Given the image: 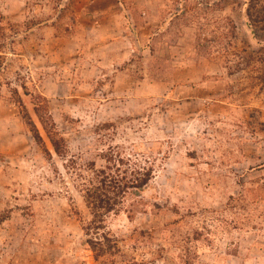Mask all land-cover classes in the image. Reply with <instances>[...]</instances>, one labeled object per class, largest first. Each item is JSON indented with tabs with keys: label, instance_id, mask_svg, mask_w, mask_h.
<instances>
[{
	"label": "rangeland",
	"instance_id": "rangeland-1",
	"mask_svg": "<svg viewBox=\"0 0 264 264\" xmlns=\"http://www.w3.org/2000/svg\"><path fill=\"white\" fill-rule=\"evenodd\" d=\"M110 152L154 165L115 264H264V0H0V264H97Z\"/></svg>",
	"mask_w": 264,
	"mask_h": 264
},
{
	"label": "trees",
	"instance_id": "trees-1",
	"mask_svg": "<svg viewBox=\"0 0 264 264\" xmlns=\"http://www.w3.org/2000/svg\"><path fill=\"white\" fill-rule=\"evenodd\" d=\"M248 10V16L252 23L258 26L262 20L252 14V4ZM258 36V33H256ZM23 119L30 129L35 143L50 154L46 142L34 123L31 115L25 110ZM43 126L47 137L59 156L66 152L67 144L64 138L58 136L52 130H48L46 124ZM106 165L100 170L92 168L93 174L85 178L82 186L85 202L90 210L92 219L87 227L88 234L96 237L89 238L87 244L94 254L97 264H115V257L121 253L116 240L106 233V221L113 214H120L130 198L134 201L130 204L129 215L141 211L145 202L137 199L142 198L143 193L149 188L154 176V165L150 160L141 162L138 159L124 158L110 152Z\"/></svg>",
	"mask_w": 264,
	"mask_h": 264
}]
</instances>
